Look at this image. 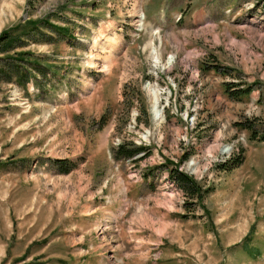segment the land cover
I'll return each instance as SVG.
<instances>
[{
  "label": "rangeland",
  "instance_id": "1",
  "mask_svg": "<svg viewBox=\"0 0 264 264\" xmlns=\"http://www.w3.org/2000/svg\"><path fill=\"white\" fill-rule=\"evenodd\" d=\"M44 15L71 33L0 52V264H264V140L239 126L264 132V0H0V32Z\"/></svg>",
  "mask_w": 264,
  "mask_h": 264
},
{
  "label": "trees",
  "instance_id": "2",
  "mask_svg": "<svg viewBox=\"0 0 264 264\" xmlns=\"http://www.w3.org/2000/svg\"><path fill=\"white\" fill-rule=\"evenodd\" d=\"M48 16L49 15H44L37 18H27L23 22H17L14 26L3 29L0 32V52L7 53L9 50H13L17 46H21L24 42L22 38L23 35H30V33L40 32L41 26L50 27L59 33L65 34L66 36L67 32L71 33L68 28H64L61 25L50 22L48 20ZM25 53L26 51L24 50L16 51V59L25 60L26 57L21 56V54ZM33 63H37V60L34 59ZM215 66L217 67L218 64L216 63ZM217 70L223 74L228 72V68L224 69L223 67H217ZM236 84L241 83L233 80H228L224 82L225 92L230 98H242L243 95L248 94L252 89V84H246L245 86H237ZM239 126L240 128L250 131L251 138H258L264 140V132L258 131V129L255 128V124L250 120L240 121ZM129 143V145L126 144L125 141H120L119 143H117V145L114 146L113 149L114 156L119 158H128L130 160H138L141 157H145L150 154V149L148 146L144 144H136L134 142ZM242 151L243 147L240 148V152H238L237 154H232L231 156H228L226 159H224L222 162H218V167L220 169L229 170L235 166H238L243 160ZM65 160L66 159H56V163L64 165ZM159 165L167 169L168 177L184 190L187 197L195 199V202H202L204 194L208 191V189L205 191L204 188L200 186L198 181L192 175L179 169L177 162L166 158ZM60 167L64 168V166ZM152 168L153 166L148 167L147 170L144 171L145 177L152 171Z\"/></svg>",
  "mask_w": 264,
  "mask_h": 264
},
{
  "label": "bare ground",
  "instance_id": "3",
  "mask_svg": "<svg viewBox=\"0 0 264 264\" xmlns=\"http://www.w3.org/2000/svg\"><path fill=\"white\" fill-rule=\"evenodd\" d=\"M152 97H153V114L154 118L157 120L161 116V109L158 106V100H157V93L155 90L151 91Z\"/></svg>",
  "mask_w": 264,
  "mask_h": 264
}]
</instances>
